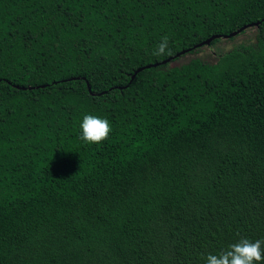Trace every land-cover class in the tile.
<instances>
[{"label": "trees", "instance_id": "trees-1", "mask_svg": "<svg viewBox=\"0 0 264 264\" xmlns=\"http://www.w3.org/2000/svg\"><path fill=\"white\" fill-rule=\"evenodd\" d=\"M263 16L264 0H0V264H205L264 240ZM256 21L213 63L128 83ZM85 114L108 139L79 138Z\"/></svg>", "mask_w": 264, "mask_h": 264}, {"label": "clouds", "instance_id": "clouds-1", "mask_svg": "<svg viewBox=\"0 0 264 264\" xmlns=\"http://www.w3.org/2000/svg\"><path fill=\"white\" fill-rule=\"evenodd\" d=\"M155 55H169L168 38L163 37L156 45ZM80 139L86 143L99 144L108 139L112 131L110 122L93 114H85L79 124ZM264 240L252 241L240 238L229 244L226 250L217 254H207L205 264H262L264 262Z\"/></svg>", "mask_w": 264, "mask_h": 264}, {"label": "rangeland", "instance_id": "rangeland-1", "mask_svg": "<svg viewBox=\"0 0 264 264\" xmlns=\"http://www.w3.org/2000/svg\"><path fill=\"white\" fill-rule=\"evenodd\" d=\"M253 29H247L239 35H233L229 38H221L212 45H202L197 47L193 52H186L178 56L171 64H181L188 61L190 58L200 59L203 62L213 63L216 61L217 54L223 53L228 49L235 47L238 43L252 38Z\"/></svg>", "mask_w": 264, "mask_h": 264}, {"label": "water", "instance_id": "water-1", "mask_svg": "<svg viewBox=\"0 0 264 264\" xmlns=\"http://www.w3.org/2000/svg\"><path fill=\"white\" fill-rule=\"evenodd\" d=\"M260 21H264V16L261 18ZM260 21L253 22V23H250V24H248V25H243V26L239 27L238 29H236V30L230 32L229 34H227V35H223V37H230V36H233L234 34H236L237 32H239V31H241V30H243V29L246 28L247 26L257 25ZM216 37H218V35H211V36H209V37L203 39L202 41L198 42L197 44H195V45L193 46V48H197V47H200V46H202V45H207L212 39H214V38H216ZM188 51H189V48L184 49V50H180L179 52L175 53L172 57H167V58L161 60L160 62H154V63H152V64H146V65H144V66H141V67L136 68V69L133 71V73L130 75L129 80H128V83L131 81V79L134 77V75H135L138 71H140L142 68H148V67H152V66H157L158 64H164V63H167V62L171 61L172 58H176V57H178V56H180V55H182L183 53H186V52H188ZM40 86H42V85H40ZM122 87H123V86H117L118 89H120V88H122ZM19 88H21V89H25V88H27V89H28V88H32V87H19ZM86 88H87V90L89 91V86H88L87 83H86ZM102 92H103V91H102ZM102 92L97 93V95L101 94Z\"/></svg>", "mask_w": 264, "mask_h": 264}]
</instances>
